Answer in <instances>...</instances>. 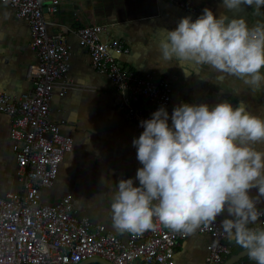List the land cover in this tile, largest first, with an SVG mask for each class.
Here are the masks:
<instances>
[{
    "label": "crops",
    "instance_id": "crops-1",
    "mask_svg": "<svg viewBox=\"0 0 264 264\" xmlns=\"http://www.w3.org/2000/svg\"><path fill=\"white\" fill-rule=\"evenodd\" d=\"M254 8L241 5L228 10L223 0H62L56 14L44 11L48 31L64 34L71 45L68 77L75 88L64 96L55 89L51 101L50 119L65 121L61 131L73 137L74 144L60 164L53 187L43 191V202H53L69 193L78 217L103 224L121 238L130 233L113 227L111 204L120 180L132 179L133 186H139L135 177L142 165L132 145L139 134L111 81L92 68L89 56L77 44L74 29L87 24L104 25V41L118 39L129 48L127 53L116 55L121 64L141 74L156 71L166 76L171 89V98L164 107L169 127L172 111L180 104H206L211 109L227 102L233 108L243 106L247 113L264 120V84L254 88L208 65L175 58L164 60L160 49L161 41L166 39L164 30H175L185 17L194 22L204 9L217 19L227 17L226 23L242 19L249 29L264 25V6L259 14ZM30 41L28 23L17 17L11 6L0 2V91L19 95L32 89L27 69L36 57ZM9 128L8 117L0 113V196L21 188L15 176ZM255 148L264 151V144H256ZM249 195L257 197V189ZM259 199L257 208L264 206V197ZM209 240L207 234H191L180 241L174 264H206Z\"/></svg>",
    "mask_w": 264,
    "mask_h": 264
},
{
    "label": "built area",
    "instance_id": "built-area-1",
    "mask_svg": "<svg viewBox=\"0 0 264 264\" xmlns=\"http://www.w3.org/2000/svg\"><path fill=\"white\" fill-rule=\"evenodd\" d=\"M61 1L0 0L28 23L30 46L36 57L27 69L33 83L30 91L19 95L0 91V113L10 121L15 176L21 184L19 190L0 196V264H78L93 257L113 264H174L176 246L191 234H207L210 240L205 262L222 264L237 247L222 227L225 219H231L227 213L191 234L174 231L153 218V229L121 238L103 224L78 217L69 193L43 202V191L53 187L60 164L74 144L73 137L61 131L65 121L50 119L55 89L64 96L75 88L68 77L71 45L64 34L48 31L44 17V6L54 15ZM104 30V25L87 24L73 33L92 68L113 84L140 136L141 121L151 119L153 112L168 104L169 83L156 71L141 74L121 64L116 55L127 53L129 48L118 39L104 41ZM258 210L264 211V206ZM249 227L264 229V216Z\"/></svg>",
    "mask_w": 264,
    "mask_h": 264
},
{
    "label": "clouds",
    "instance_id": "clouds-1",
    "mask_svg": "<svg viewBox=\"0 0 264 264\" xmlns=\"http://www.w3.org/2000/svg\"><path fill=\"white\" fill-rule=\"evenodd\" d=\"M228 10L241 5L264 6V0H223ZM215 18L204 9L194 22L182 18L166 33L160 49L164 60L208 65L259 88L264 84V25L249 29L242 19ZM169 115L163 107L141 121L143 132L132 141L141 168L132 179L120 180L111 204L113 227L142 233L154 228L153 218L170 229L191 234L227 213L222 223L228 238L264 264V229L250 228L264 211V120L243 106L227 102L180 104ZM257 189L258 196L249 192Z\"/></svg>",
    "mask_w": 264,
    "mask_h": 264
},
{
    "label": "water",
    "instance_id": "water-1",
    "mask_svg": "<svg viewBox=\"0 0 264 264\" xmlns=\"http://www.w3.org/2000/svg\"><path fill=\"white\" fill-rule=\"evenodd\" d=\"M44 11H47L46 6H44ZM246 255H248L247 250L243 249V250L239 251L238 253L227 258L222 264H234V263L238 262L241 258L245 257ZM90 263L113 264L109 260L104 259V258H100V257L89 258V259L81 261L78 264H90Z\"/></svg>",
    "mask_w": 264,
    "mask_h": 264
},
{
    "label": "trees",
    "instance_id": "trees-1",
    "mask_svg": "<svg viewBox=\"0 0 264 264\" xmlns=\"http://www.w3.org/2000/svg\"><path fill=\"white\" fill-rule=\"evenodd\" d=\"M241 250H243V248L240 247L239 245H237V247H236L235 251L232 253V255L238 253ZM232 255L227 256V258H229ZM254 263H256V262L251 260L248 256H245V257L241 258L238 262H236L234 264H254Z\"/></svg>",
    "mask_w": 264,
    "mask_h": 264
}]
</instances>
